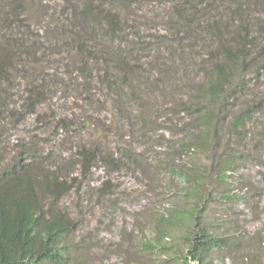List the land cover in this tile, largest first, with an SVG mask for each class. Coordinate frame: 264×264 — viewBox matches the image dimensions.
I'll list each match as a JSON object with an SVG mask.
<instances>
[{
    "label": "rangeland",
    "instance_id": "rangeland-1",
    "mask_svg": "<svg viewBox=\"0 0 264 264\" xmlns=\"http://www.w3.org/2000/svg\"><path fill=\"white\" fill-rule=\"evenodd\" d=\"M16 1L2 8L17 12L5 43L29 54L0 75V163L21 162L36 180L42 168L64 170L56 174L68 189L45 200L70 224L62 264H181L195 204L196 224L228 242L209 264H264V0ZM86 5L102 6L109 15L90 17L137 40L127 72L96 67L87 48L63 55L52 40V15L74 8L66 14L80 24ZM183 18L203 22L207 45L192 61L171 55L177 46L165 38ZM98 40L103 56L120 48ZM235 52L245 77L236 73L224 99L207 103L199 89L212 66L238 65ZM205 110L216 117L203 137Z\"/></svg>",
    "mask_w": 264,
    "mask_h": 264
},
{
    "label": "trees",
    "instance_id": "trees-1",
    "mask_svg": "<svg viewBox=\"0 0 264 264\" xmlns=\"http://www.w3.org/2000/svg\"><path fill=\"white\" fill-rule=\"evenodd\" d=\"M232 14V12H230ZM85 19L89 23L91 20L88 15ZM23 27L25 26L22 23ZM99 24L97 23V26ZM100 30V27L98 28ZM243 29L242 25H238L235 28L236 33H240ZM192 35V39L187 41L188 48L181 53L189 57L187 61H192L196 56H200L198 48L204 49L207 45L206 38L204 36L203 24H197L196 22H186L180 26V33L178 35L172 34L165 38H171L182 42L184 36ZM125 41L137 40L129 38L127 35L123 36ZM4 35H0V75L7 72L11 63L3 64V60L10 56L17 57L18 61H23L21 54L28 58V49L22 50L19 47L6 46ZM94 45L96 48V55L93 56L96 65L106 63L104 57L100 54V48L97 45V39L94 37ZM22 44V43H21ZM95 52V51H94ZM132 47H129L125 52V55L130 56ZM237 63L227 62L219 65H214L211 68V74L213 78L210 82L205 83L201 87L200 93L206 96V102L212 103L215 96H221V101L224 99L223 87L225 84H229L232 77L237 73H240V83L245 77V70L241 67L239 54L236 53ZM112 69V68H111ZM112 72H115L113 70ZM212 77V76H211ZM114 93L119 94L118 89L114 88ZM209 95V97H208ZM214 103V102H213ZM3 110L0 106V111ZM211 111H206V116L201 120L203 127L206 129L202 132V136L205 137L208 133L207 130L210 126H214L215 117L211 116ZM214 114V113H213ZM246 112L241 117L236 118L234 121L236 125L242 126V119ZM188 149V148H187ZM80 153L84 158H90L89 149H81ZM227 167L230 165V161H226ZM64 171L58 167L51 173L42 168L41 178H32L30 180H23L20 177L13 176L11 174L6 180L0 183V264H62L66 260L65 255H62L60 248L58 247L60 242L65 240L68 233L66 232V223L57 216H46L44 211L45 200L52 199L50 195L58 196L60 193L65 192L68 189L66 180L59 177L58 174ZM174 174L179 172L172 171ZM5 174V169L2 168L0 177ZM224 174V173H223ZM183 180L191 177L194 173H179ZM225 176L222 177L224 179ZM39 194V195H38ZM175 221L173 218H168ZM192 239V240H191ZM189 239L188 246L184 253L181 264H189L188 257L194 260L198 253V247L202 244L203 236L201 234H194Z\"/></svg>",
    "mask_w": 264,
    "mask_h": 264
},
{
    "label": "clouds",
    "instance_id": "clouds-1",
    "mask_svg": "<svg viewBox=\"0 0 264 264\" xmlns=\"http://www.w3.org/2000/svg\"><path fill=\"white\" fill-rule=\"evenodd\" d=\"M5 5L18 7V3L16 0H0V35H5V32L13 25L14 21L10 18V16L17 14L15 9L12 7L6 8L3 10L2 8ZM86 8L88 11L87 14H84L82 11L79 12L80 24L77 23L76 21H74L72 18H70L68 16V14H66V13H69L70 16L75 15V9L74 8H72L69 12H63L64 8H62V10L57 11L54 16L52 15V22L51 23L53 24V26H52V29L50 31V35L52 37V40H58L59 48H60V50L62 49L64 52L63 55H71L73 57H76V54L82 55L84 52H86V48H87L90 50L92 61L96 67H99L101 65V67L109 69L110 71H113L115 68H119L120 70H123L126 72L128 70H130L134 65H136V62L129 63L128 61L130 59H135L137 55H131V53H132L131 52L130 56H128V55H125V52L127 51V49L129 47H132V51H133L135 49V47L139 46V44L138 43L134 44V41H125L123 38L124 35H127L129 38H134V37L130 36L128 33L123 32L120 29L119 25H117L116 31H114V26L116 24L111 22V23L105 25L104 20H98L94 17H90V15L93 13L94 14H101V15H109L108 12H105L106 10L103 9L102 6L99 5V9L97 11L92 10L90 5H88V6L86 5ZM189 11L192 14H196L198 12V9L196 7H191L189 9ZM86 15H88L90 20H91L89 23L85 19ZM15 22H18V21H15ZM25 22H26L25 20H22V23L25 24ZM186 22H194V23L196 22L199 25L203 24V22H200L199 19H197V18L196 19H185V18H183L180 21H178L177 23H173V25L170 28H165L167 30L166 35L167 36H169V35L171 36L172 34L178 35L180 33V26ZM97 23L99 24L98 26H97ZM91 24L95 29L92 31H87L85 29V28H87L86 25L91 26ZM22 27H23V25H22ZM22 27L20 25H18L16 29L20 30V29H22ZM99 27H100V30L98 29ZM94 37L97 39V43L99 41L98 38L99 39L103 38L105 41H107L109 43H111L114 40L121 43L120 48H118V49H111L108 46L106 56H103L100 53L101 56L104 57V60L106 62L104 64L96 65L95 60L93 58V56L96 55V49H97V47L96 48L93 47V45L95 43ZM192 37H193L192 35L181 37L182 42L177 41V40H173L170 38L177 46V51L176 50L171 51V55L176 54V58H183V59H186V61H187V59L189 57L185 56L181 52L188 48L187 41L189 38L192 39ZM82 42L87 43L86 47H82V45H81ZM4 44L6 45V43H4ZM97 45L100 48L99 43ZM19 48H21V47H19ZM15 62H17V57H13L12 53L10 56H7V58L3 60V64H8V63L13 64ZM245 75H246V71L244 72V76ZM114 88H116V87H114ZM114 88L110 90V96H114V97L116 96V100H120V95L118 93L117 94L114 93V90H115ZM6 106L7 105H5L2 109H5ZM27 106H28V103H27ZM0 112H3V110H1ZM246 118H247V114H246ZM90 158H95V155L94 156L90 155ZM14 165L19 169L20 172L16 171L14 169ZM2 168H4V167H1V163H0V175L2 173ZM11 168H13V169L5 170V174L2 176V178L0 177V183L3 182L4 180H6L11 174H13V176L20 177L23 180H30V179L36 177L35 173L30 174V173H27L26 171L24 172L23 171V164L21 162L15 161V164L14 163L11 164ZM49 197H52V196H49ZM52 199H53V197H52ZM52 199H49V200H52ZM51 203L52 202H48V204L44 206V211L42 213H45L46 216L52 215V216L60 217L66 223V226H67L66 232L69 231L70 224H69L68 220L63 218L58 213H53L50 209ZM196 208H197V205L195 204L194 207L191 209V211L186 216V220L188 221V224H191V226L188 227L189 232L187 233V236H186V247L184 248V253H185L186 248L188 246L189 239H191V237L195 233L201 234L203 236L202 244L197 246L199 256H197L194 260H192L190 257H188L187 260H188L189 264H209L210 260L208 259V257L215 250L227 248L228 242L223 237L213 233L205 223H197L196 224V219H195V215H194ZM167 220H168L169 225H175L176 224V222L173 221L172 219H167ZM64 244H65V240L64 241L62 240L58 246L61 250L62 255H64V253H63Z\"/></svg>",
    "mask_w": 264,
    "mask_h": 264
}]
</instances>
